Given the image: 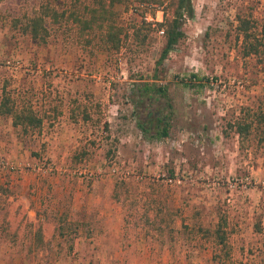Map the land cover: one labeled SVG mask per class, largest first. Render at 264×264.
<instances>
[{
  "label": "rangeland",
  "instance_id": "rangeland-1",
  "mask_svg": "<svg viewBox=\"0 0 264 264\" xmlns=\"http://www.w3.org/2000/svg\"><path fill=\"white\" fill-rule=\"evenodd\" d=\"M95 3L0 0V100L43 120L24 132L0 115V264H111L107 253L84 262L73 249L95 225L97 207L74 206L83 190L109 195L125 227L152 241L180 231L197 264H264V147L240 145L234 125L249 106L264 128V61L242 57L237 31L240 18L264 25V0H192L184 37L158 68L163 35L139 21L162 13L114 7L129 31L116 52L75 20ZM42 4L57 16L34 40L23 28ZM147 84L165 98L138 113L150 125L142 133L134 105ZM160 115L166 138L153 136ZM20 196L37 204L46 242L14 211Z\"/></svg>",
  "mask_w": 264,
  "mask_h": 264
},
{
  "label": "trees",
  "instance_id": "trees-1",
  "mask_svg": "<svg viewBox=\"0 0 264 264\" xmlns=\"http://www.w3.org/2000/svg\"><path fill=\"white\" fill-rule=\"evenodd\" d=\"M95 4V7L87 9L89 14L87 19L75 18V20L83 28L98 32L103 43L110 50L116 52L123 49L129 37V31L120 25L114 7L121 6L128 10L129 7L134 6V13L140 7H145V9H152L153 12L160 11L162 13L161 22H147L145 16H141L139 21V25L154 26L156 31L161 32L163 35L164 47L161 50L159 59L156 61V68L163 66L169 53L183 39V26L193 18L192 0H96ZM56 16L57 13L54 9L47 4H42L34 15L27 17L23 30L34 40H44L48 36L46 20H56ZM133 26L137 28L136 25ZM237 31L241 40L242 57H256L258 60L264 61V25L252 26L245 19L240 18ZM136 33L137 31H133L132 34L135 35ZM145 86L147 88L141 89L142 99L134 105V114L142 133H149L151 132L150 125L141 122L138 113L143 112L146 108L148 109L149 106L158 105L159 99L165 94V89L157 87L155 95V93H151L154 89L148 88L153 85L147 84ZM163 97L165 98V96ZM261 114L262 112L253 111L249 106L240 107V118L234 122L237 127V134L240 136V145L250 146V143L257 141L264 147V128L262 127L263 117ZM0 115L9 117L12 120V126L14 128L20 127L24 132L39 129L43 121L31 106L17 107L13 102L10 104L9 99L5 97L0 100ZM146 118L150 120L151 115L148 114ZM155 120L153 136L166 138L169 132L167 116L160 115L155 117ZM256 138L258 139L256 140ZM114 199L119 200L117 194L114 195Z\"/></svg>",
  "mask_w": 264,
  "mask_h": 264
},
{
  "label": "crops",
  "instance_id": "crops-1",
  "mask_svg": "<svg viewBox=\"0 0 264 264\" xmlns=\"http://www.w3.org/2000/svg\"><path fill=\"white\" fill-rule=\"evenodd\" d=\"M79 196L81 201L77 198L75 207L78 206L80 210L88 206L97 207L96 216H94L96 218L93 219L95 225H90L91 228L84 233L78 232V238L73 243V249L82 253L79 260L95 261L100 257L97 254L107 253L109 260L112 261L111 264H197V260H192L191 256L186 254L189 250L188 237L180 231L174 232L170 241L163 238L152 241L141 229L131 231L125 227L123 215L109 195H94L88 199L87 191L83 190ZM12 205L17 213L20 210L24 224L32 226L33 230L41 226L43 239L46 242L48 240L45 232L46 225L37 204L20 196L13 201ZM87 214L88 212L84 215L85 223L80 227H88ZM60 245L63 246V243Z\"/></svg>",
  "mask_w": 264,
  "mask_h": 264
},
{
  "label": "built area",
  "instance_id": "built-area-1",
  "mask_svg": "<svg viewBox=\"0 0 264 264\" xmlns=\"http://www.w3.org/2000/svg\"><path fill=\"white\" fill-rule=\"evenodd\" d=\"M85 175L91 176V174H90V173H87V174H85Z\"/></svg>",
  "mask_w": 264,
  "mask_h": 264
}]
</instances>
